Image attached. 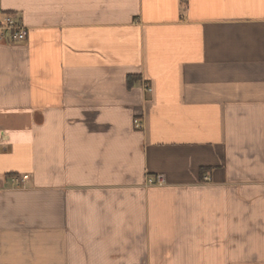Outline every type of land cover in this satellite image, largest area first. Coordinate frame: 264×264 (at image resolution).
<instances>
[{
	"label": "crops",
	"instance_id": "1",
	"mask_svg": "<svg viewBox=\"0 0 264 264\" xmlns=\"http://www.w3.org/2000/svg\"><path fill=\"white\" fill-rule=\"evenodd\" d=\"M6 15L0 264H264V0Z\"/></svg>",
	"mask_w": 264,
	"mask_h": 264
},
{
	"label": "built area",
	"instance_id": "2",
	"mask_svg": "<svg viewBox=\"0 0 264 264\" xmlns=\"http://www.w3.org/2000/svg\"><path fill=\"white\" fill-rule=\"evenodd\" d=\"M28 35V30L23 25H21L15 18L14 15H6L3 21H0V37L7 43H21L26 40ZM145 91H151L148 85H144ZM134 126L138 130H142L143 126L140 121L135 120ZM25 177H15L12 179V183L15 187H20L24 181ZM157 184L162 185L163 178H157Z\"/></svg>",
	"mask_w": 264,
	"mask_h": 264
}]
</instances>
